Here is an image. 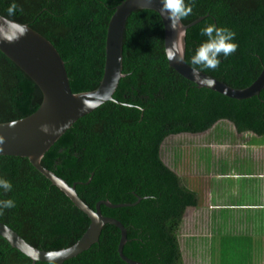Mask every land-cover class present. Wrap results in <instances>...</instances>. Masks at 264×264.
<instances>
[{"label":"trees","instance_id":"1","mask_svg":"<svg viewBox=\"0 0 264 264\" xmlns=\"http://www.w3.org/2000/svg\"><path fill=\"white\" fill-rule=\"evenodd\" d=\"M122 1L15 0L17 9L9 15L13 0H0V14L28 23L50 40L65 61L72 90L83 92L96 89L103 78L109 21ZM202 16L187 29V62L193 65L191 57L206 39L201 35L206 24L227 26L236 32V52L221 57L216 69L200 70L236 88L252 84L264 68V0H195L192 13L182 21L188 24ZM123 73L113 94L117 101L108 100L79 117L45 153L42 164L69 184L76 183L91 207L100 200L135 203L101 204L103 214L127 229L125 255L143 264H183L179 228L186 210L199 205V195L162 159V144L170 135L206 131L220 120H229L240 133L264 135V88L259 95L238 99L181 75L169 64L164 23L153 9L134 10L127 19ZM42 101L38 84L0 49V122L30 115ZM206 148L196 150L205 161L197 172L213 171ZM176 154L182 155V149ZM0 175L13 184L10 192L0 190V199L16 202L0 214V221L30 244L60 250L88 229L89 216L28 157L0 155ZM217 209H210V232L222 224ZM203 235L191 236L187 243L207 264L215 247L212 240L209 249L211 240ZM120 239V229L106 223L97 242L61 264H131L119 254ZM0 264L34 263L0 235Z\"/></svg>","mask_w":264,"mask_h":264},{"label":"water","instance_id":"2","mask_svg":"<svg viewBox=\"0 0 264 264\" xmlns=\"http://www.w3.org/2000/svg\"><path fill=\"white\" fill-rule=\"evenodd\" d=\"M137 9H153L160 14L164 23L167 57L169 52L182 57L179 62L169 61L170 66L184 77L194 81L199 87H207L238 99L259 95L264 88V68L258 78L244 88L228 85L200 69L199 76H194L193 69L196 67L186 60V33L190 26L201 21L204 16L188 24L181 21L174 30L170 26V20L161 13V0H123L116 7L108 26L103 78L96 89L83 92L72 90L65 61L50 40L28 23H21L0 14V49L27 72L43 92V101L35 112L20 119L0 122V135L4 137L0 155L28 157L31 163L63 190L91 220L88 229L76 243L60 250L37 248L8 224L0 221V235L12 247L28 255L34 264L37 261L61 264L64 260L78 255L99 240L106 223L116 225L121 231L118 251L122 259L131 264H143L124 253L127 229L122 221L103 214L101 210L102 203L109 207L135 203H113L110 200H100L95 207H91L80 197L76 183L69 184L42 164L45 153L79 117L108 100L117 101L113 94L121 77L125 75L123 73L124 30L130 13ZM42 124L49 126L47 133L41 131Z\"/></svg>","mask_w":264,"mask_h":264},{"label":"rangeland","instance_id":"3","mask_svg":"<svg viewBox=\"0 0 264 264\" xmlns=\"http://www.w3.org/2000/svg\"><path fill=\"white\" fill-rule=\"evenodd\" d=\"M208 147L204 153L209 155L210 167L213 171H219L221 168H236L239 172L264 167V135H258L254 132L236 131L235 126L229 120H220L210 129L202 133H178L168 136L161 147V157L167 165L177 169L183 181L187 185L195 186L197 190L201 189L199 172L200 166L205 164L200 154L196 153L198 148ZM211 149H210V148ZM182 149V155H177L176 151ZM203 150V149H202ZM208 163V164H209ZM192 169L194 171H192ZM204 178V177H203ZM201 185V186H200ZM207 195L203 192V198H200L198 207L190 208L184 215V220L179 228L180 244L183 251V264H206L199 261L196 253H191L188 248V239L191 236L199 237L203 233H208L209 215L208 210L204 209L203 201ZM212 240L209 243V249ZM217 248V246H216ZM219 247L211 254L209 263L215 264L219 258L222 264H243L245 260L252 261V252L244 255L239 250ZM203 249H201V252ZM220 251V256L217 253ZM247 256V257H246ZM264 260V256H263Z\"/></svg>","mask_w":264,"mask_h":264},{"label":"crops","instance_id":"4","mask_svg":"<svg viewBox=\"0 0 264 264\" xmlns=\"http://www.w3.org/2000/svg\"><path fill=\"white\" fill-rule=\"evenodd\" d=\"M227 170L199 172L203 175L199 179L200 184L203 183L199 189L200 198L204 191L207 195L203 201L204 209L210 217V209L218 208L222 223L220 228L204 233L203 237L213 240L215 250L223 245L244 255L252 252V261L246 259L243 264H264V167L245 172L235 168ZM190 208L194 207H189L186 212ZM215 264L221 263L217 260Z\"/></svg>","mask_w":264,"mask_h":264},{"label":"clouds","instance_id":"5","mask_svg":"<svg viewBox=\"0 0 264 264\" xmlns=\"http://www.w3.org/2000/svg\"><path fill=\"white\" fill-rule=\"evenodd\" d=\"M195 6V0H161V13L170 20V26L176 30L180 22L192 13ZM17 4L15 0L9 5L7 11L9 15L15 13ZM201 35L206 37L195 49L191 57V63L196 68L193 69V75L199 76L200 68L216 69L221 63V57L227 58L236 52L239 47L235 40L236 32L227 26H218L216 23H208L201 29ZM169 61L179 62L182 57L179 54L169 52ZM138 110H142V105H134ZM41 131L47 133L49 126L42 124ZM4 143V137L0 135V150ZM13 189L12 181L0 175V190L10 192ZM16 206L12 198L0 199V214L5 209H11Z\"/></svg>","mask_w":264,"mask_h":264},{"label":"flooded vegetation","instance_id":"6","mask_svg":"<svg viewBox=\"0 0 264 264\" xmlns=\"http://www.w3.org/2000/svg\"><path fill=\"white\" fill-rule=\"evenodd\" d=\"M206 131H207V130H206ZM202 132H205V131H201V132H187V133L196 134V133H202Z\"/></svg>","mask_w":264,"mask_h":264}]
</instances>
